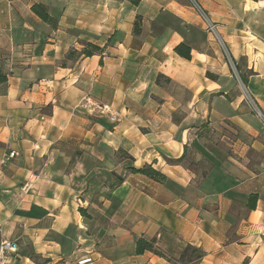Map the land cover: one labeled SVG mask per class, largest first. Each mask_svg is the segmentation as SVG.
Wrapping results in <instances>:
<instances>
[{"label": "crops", "instance_id": "1", "mask_svg": "<svg viewBox=\"0 0 264 264\" xmlns=\"http://www.w3.org/2000/svg\"><path fill=\"white\" fill-rule=\"evenodd\" d=\"M197 1L264 113V0ZM86 43L103 52L67 58ZM0 64L13 264H264V125L188 0H0Z\"/></svg>", "mask_w": 264, "mask_h": 264}, {"label": "built area", "instance_id": "2", "mask_svg": "<svg viewBox=\"0 0 264 264\" xmlns=\"http://www.w3.org/2000/svg\"><path fill=\"white\" fill-rule=\"evenodd\" d=\"M188 2L191 8L196 12L198 17L200 18L202 25H203V29L210 36L211 41L215 43L216 45H218L224 52L225 56L227 57V60L230 64V67H231L233 76L235 78V81L237 83V86L241 90V95L243 97V100L247 103V105L250 107V109L255 114V116H257V118H259L264 125V113L258 106L255 98L252 96V94L247 89L246 84L243 81L242 77L240 76L235 63L229 57L226 43L223 40L222 35L218 28V23L215 22L210 17L207 11L201 6V4L197 0H188ZM81 106L84 108H87V110L92 113H97L98 115H102V116L107 115L108 118L112 122H116L118 120L117 116L114 114L110 106L107 104H89V105L83 104ZM14 155H15L14 152H10L7 157L0 160V164L6 163ZM17 247H18V244L15 240L1 241L0 242V264H13L11 261V257L15 254ZM76 264H94V260L92 257H88L84 260L77 262Z\"/></svg>", "mask_w": 264, "mask_h": 264}, {"label": "trees", "instance_id": "3", "mask_svg": "<svg viewBox=\"0 0 264 264\" xmlns=\"http://www.w3.org/2000/svg\"><path fill=\"white\" fill-rule=\"evenodd\" d=\"M31 11L38 16L43 22L49 24L51 27L55 28L57 26V20L52 17L48 11L45 5L41 3H35L31 6ZM103 52V48H100L99 46L93 45L91 43L84 44V47L81 51L71 50L68 53V59H72L73 57H90L94 54H101ZM175 52L180 55L181 57H184L186 59L190 58V48L186 46L185 44H179L175 47ZM8 77V73L3 70L2 65L0 64V85L6 83ZM173 161V160H169ZM181 159L176 160L175 162H180ZM131 171L136 173H141L143 175H146L151 178H163V175L154 170L151 165L143 166L140 169L132 168ZM257 201V195L256 194H250L247 207L249 209H254L255 204ZM136 250L137 253H143L144 251L148 250L151 251L157 255L164 256L159 250H157L154 246V240H146L144 238H139L136 240ZM202 254L198 252V258H200ZM165 257V256H164Z\"/></svg>", "mask_w": 264, "mask_h": 264}, {"label": "rangeland", "instance_id": "4", "mask_svg": "<svg viewBox=\"0 0 264 264\" xmlns=\"http://www.w3.org/2000/svg\"><path fill=\"white\" fill-rule=\"evenodd\" d=\"M202 6V5H201Z\"/></svg>", "mask_w": 264, "mask_h": 264}]
</instances>
